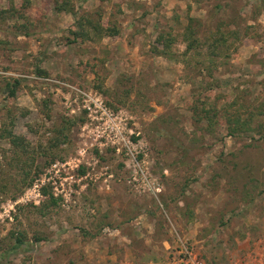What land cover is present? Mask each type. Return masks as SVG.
<instances>
[{
  "label": "rangeland",
  "instance_id": "1",
  "mask_svg": "<svg viewBox=\"0 0 264 264\" xmlns=\"http://www.w3.org/2000/svg\"><path fill=\"white\" fill-rule=\"evenodd\" d=\"M54 1L0 0L24 12L30 31L16 34L24 19H0V128L10 110L13 131L41 155L79 167L68 202L52 205L33 190L45 158L27 185L36 167L21 169L0 139V264H264V114L231 135L225 121L264 107V0H73L76 15ZM86 12L118 34L68 43ZM191 19L200 38L236 31L230 55L184 56ZM169 33L166 50L158 36ZM69 85L120 112L133 155L95 141ZM17 234L26 244L5 251Z\"/></svg>",
  "mask_w": 264,
  "mask_h": 264
},
{
  "label": "trees",
  "instance_id": "2",
  "mask_svg": "<svg viewBox=\"0 0 264 264\" xmlns=\"http://www.w3.org/2000/svg\"><path fill=\"white\" fill-rule=\"evenodd\" d=\"M54 6L57 11H65L72 13L76 15V12L74 10V2L73 0H55ZM24 7H27L26 5ZM21 18L24 19L25 22H22L21 24H18L16 26V34L17 35H30V31L28 30L29 26V19L25 16L24 12H19V9L15 8L13 5H10L8 8H0V19L7 20L11 18ZM76 20L74 24L72 25L71 33L73 35V39L69 40L70 42L78 41V39H81L82 41L86 40H101L105 36H114L118 34V29L115 26H107L105 25L101 18H93V16L90 13L81 14L79 16H76ZM198 27V25H197ZM236 31H232L231 33H226L223 31H220V28H218L215 31H210L207 33L203 38H200L197 33V28L193 25L192 19L189 21V23L185 26L183 32H182V39L185 42V50H184V56H188L190 53L195 54H201L204 52V50L211 54L212 57L217 56H229V50L231 43L229 42V38L231 35H236ZM175 37L172 36L171 33L169 34H160L158 36V41H160L166 50L170 49L171 44L173 41H175ZM156 51H159L157 48H155ZM40 74H46L44 71L38 69V72ZM217 83V82H216ZM20 86V81L15 80L14 82H6L4 90L7 93V99H14L16 97V94L18 93ZM215 85L213 83H209L206 85L205 88L213 90ZM109 107L112 105L109 104ZM243 109H245L248 113V116L242 119V112L240 110L235 111V113L227 114L228 116H225L226 124L229 127V134H236L238 131H240L243 127L248 129V131H253L252 129V119L259 115L264 114V107L261 108H254L255 110L249 111L248 106H241ZM116 109V108H113ZM8 114L9 120L7 122H3L2 127L0 128V139L7 140L13 147L16 148L15 150V160L21 165L20 168L23 170H33V167H36V173L33 174L29 181L27 182V185L32 183L35 177L38 175H41V171L43 169L42 165H50L52 162H54L56 159H64V157L57 158L55 154L52 152L50 153L49 150H45L47 153L46 155H41V151L35 150L36 148H39L36 146L35 142L30 143L28 139H26L23 135L17 134L13 131L14 128V117L12 116V113L10 110ZM218 108L212 107L208 108L205 112L206 117H209L210 119L213 117L218 116ZM211 123V122H210ZM248 124V125H247ZM38 151V152H37ZM40 154V155H38ZM44 157V164L40 165L39 163H36V158ZM25 158V159H22ZM28 166V168H26ZM39 169V170H38ZM29 174H27L24 179L27 180ZM49 187V186H48ZM46 187H43L44 192L48 193V201L49 203L56 204L59 202V199L54 197L51 189ZM4 189V188H3ZM1 203V201H0ZM14 241L13 244L8 247L5 251L15 250L18 247H21L22 245L26 244V239L23 238L21 234L13 235ZM39 239V238H38ZM37 239V241H39Z\"/></svg>",
  "mask_w": 264,
  "mask_h": 264
},
{
  "label": "built area",
  "instance_id": "3",
  "mask_svg": "<svg viewBox=\"0 0 264 264\" xmlns=\"http://www.w3.org/2000/svg\"><path fill=\"white\" fill-rule=\"evenodd\" d=\"M68 87L70 91H73L81 98L80 109L86 113L87 122L92 126L91 132L95 141H99L100 145L113 146L118 152H120L119 144L121 143V146L123 148L126 147L128 150L127 154L133 155L130 146L132 143L129 138H126L125 132L129 131L130 135H132L134 131L132 129L125 131L120 112L110 108L102 97L91 90L72 85ZM78 153L83 156L85 150L80 149ZM133 160L136 161V158L134 157ZM77 161L79 162L80 159L55 160L47 167L41 178L36 179L33 184V190L40 192L43 187L49 186L54 197L68 202L70 186L67 187L66 182L73 177L71 171L75 169V166L79 167ZM136 165L138 169H142L139 162L136 161ZM187 254L188 259L191 260V253L188 250ZM191 262L192 264H202V262L195 259L191 260Z\"/></svg>",
  "mask_w": 264,
  "mask_h": 264
}]
</instances>
